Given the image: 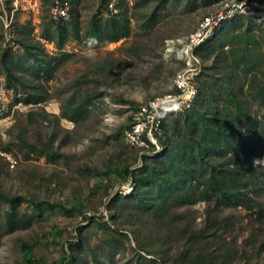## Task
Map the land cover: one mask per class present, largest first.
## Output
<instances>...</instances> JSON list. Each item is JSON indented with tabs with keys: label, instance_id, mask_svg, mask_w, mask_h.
<instances>
[{
	"label": "rangeland",
	"instance_id": "rangeland-1",
	"mask_svg": "<svg viewBox=\"0 0 264 264\" xmlns=\"http://www.w3.org/2000/svg\"><path fill=\"white\" fill-rule=\"evenodd\" d=\"M67 1L68 17L59 24L51 18V0H42L36 18L18 12L13 48L0 34V78L4 87L18 92L22 104L3 145L16 161L14 169L0 159V264L21 260L20 240L33 244L35 257L48 264L60 263L65 249L76 255L77 264H136L140 255L156 259L138 248L142 236L159 239L166 234L165 250L178 257V251L189 249L190 236L200 232L205 237L189 251L186 264H264V188L258 197L236 199L229 207L219 203V209L214 196L196 195L190 202L171 204L158 220L150 211H143L136 222L114 219L108 208L115 196L125 198L134 190L132 180L124 181L114 169L143 165L144 153L124 144L123 131L139 105L172 91L174 76L184 66L181 43L211 6L199 0ZM256 1L264 8V0ZM2 7L10 13V0ZM114 17L124 37L104 43L93 35L97 32L89 35L94 20L104 28ZM55 26L66 30L62 43L55 34L47 37ZM248 29L257 39L264 34V27L247 18L226 23L217 34L231 44ZM26 44L42 51L38 67L32 66L30 61L38 57L29 56ZM198 58L202 70L214 64L213 56L204 63ZM4 59L26 73L23 84L10 80ZM31 97L39 101L24 103ZM253 114L261 117L262 111L254 105ZM183 115L168 120L167 136L174 131L173 121ZM259 151L255 162L263 168L264 145ZM11 197L18 200L9 201ZM38 201L67 209L77 205L82 213L35 209Z\"/></svg>",
	"mask_w": 264,
	"mask_h": 264
},
{
	"label": "trees",
	"instance_id": "trees-1",
	"mask_svg": "<svg viewBox=\"0 0 264 264\" xmlns=\"http://www.w3.org/2000/svg\"><path fill=\"white\" fill-rule=\"evenodd\" d=\"M72 25L73 31L77 32L76 26ZM118 26H121V22L116 17L104 28L94 20L92 31L88 30V33L91 35L97 32L93 35L104 43H110L124 37ZM53 28V33L47 35L49 40L52 39V34L58 37V43L67 39L65 29L58 26ZM106 33H110L108 39L104 38L108 35ZM222 38L216 34L213 39L196 49L195 53L203 63L213 56L214 64L211 67L203 65L198 78V97L193 107L184 113L183 119L176 118L173 121L174 131L168 136L166 128L172 117L166 119L162 135L158 137L161 150H140L144 153L141 167L131 169L126 165L114 169L117 176L124 181L132 180L134 186L133 192L127 197L117 195L109 202L108 208L115 212L114 219L121 217L136 222L143 211H150L156 219L162 218L171 204L190 202L196 195L199 198L214 196L215 206L219 209V203L229 207L236 199L258 197L263 191L264 166L260 168L255 158L260 156L259 148L264 145V53L261 50L264 46V34L257 39L251 29H248L235 35L231 44H225ZM24 48L29 56L38 57V60L30 61L35 63L32 66L40 65L42 51H37L36 45L26 44ZM3 65L10 80L24 83L26 73L6 65L5 59ZM24 72L31 73L30 70ZM238 82L239 87L235 89ZM15 93L18 94L16 90ZM38 101L35 97L24 99V103ZM254 105L262 111L261 117L253 114ZM147 156L153 159L152 163L147 162ZM105 174L107 172L98 176ZM16 200L18 198L9 199ZM33 205L35 209L43 206L59 207L65 212L74 210L82 213L81 207L77 205H73L72 209L45 201H38ZM124 213L126 215L123 216ZM7 214L11 226L14 212L10 210ZM262 216L264 217V213ZM186 233L187 229L183 234ZM204 233H193L188 241L189 249L180 253L178 251V257L170 255L169 249L165 250L168 248L166 234L159 239L142 236V241L137 242L138 248L147 255L156 256V259L140 255L136 264H186L189 251H194L199 240L204 239ZM75 244L79 245V241ZM18 246L21 260L17 264H48L35 257L33 244L20 240ZM161 249L164 252L162 255L158 253ZM195 258L194 262L200 259L198 256ZM76 262V255L65 249L60 263L51 264H77ZM213 263H216V259H213Z\"/></svg>",
	"mask_w": 264,
	"mask_h": 264
},
{
	"label": "built area",
	"instance_id": "built-area-1",
	"mask_svg": "<svg viewBox=\"0 0 264 264\" xmlns=\"http://www.w3.org/2000/svg\"><path fill=\"white\" fill-rule=\"evenodd\" d=\"M211 6L196 29L181 43L184 66L173 79L170 92L151 97L139 105L132 114L130 124L123 131V141L127 147L143 151L161 150L158 137L162 135L163 124L169 117L188 112L199 94L198 78L202 73L201 61L195 51L198 47L213 39L223 25L238 18H247L255 25L264 27V8L256 0H199ZM2 9L6 0H0ZM10 13L6 8L0 10V34L6 44L15 46L12 28L15 15L26 12L36 18L42 9V0H10ZM67 0H51L50 15L53 22L59 24L68 17ZM20 95L3 86L0 78V159L9 169H14L16 161L12 154L3 148L8 140L9 131L15 121V114L22 105Z\"/></svg>",
	"mask_w": 264,
	"mask_h": 264
},
{
	"label": "clouds",
	"instance_id": "clouds-1",
	"mask_svg": "<svg viewBox=\"0 0 264 264\" xmlns=\"http://www.w3.org/2000/svg\"><path fill=\"white\" fill-rule=\"evenodd\" d=\"M93 40H94V38H93Z\"/></svg>",
	"mask_w": 264,
	"mask_h": 264
}]
</instances>
